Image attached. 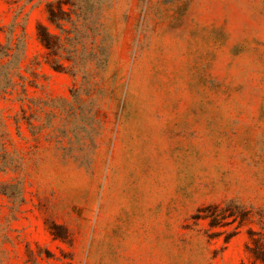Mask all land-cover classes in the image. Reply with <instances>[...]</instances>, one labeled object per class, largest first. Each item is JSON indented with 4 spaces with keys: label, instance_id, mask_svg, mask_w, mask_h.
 <instances>
[{
    "label": "rangeland",
    "instance_id": "rangeland-1",
    "mask_svg": "<svg viewBox=\"0 0 264 264\" xmlns=\"http://www.w3.org/2000/svg\"><path fill=\"white\" fill-rule=\"evenodd\" d=\"M0 264H264V0H0Z\"/></svg>",
    "mask_w": 264,
    "mask_h": 264
},
{
    "label": "trees",
    "instance_id": "trees-1",
    "mask_svg": "<svg viewBox=\"0 0 264 264\" xmlns=\"http://www.w3.org/2000/svg\"><path fill=\"white\" fill-rule=\"evenodd\" d=\"M48 12H49L51 23L58 25L61 19L59 17V14L64 13L62 8L60 7L58 11H55L54 7L50 5L48 7ZM38 35H39V39L42 42V44L47 49H51L54 36L47 30V28L44 26H39ZM223 210L224 209H222L220 206L208 207L203 210H199L198 214L195 216L194 219L208 221V224L211 228L222 227L224 226L222 221L225 219L224 218L225 214L223 213L224 212Z\"/></svg>",
    "mask_w": 264,
    "mask_h": 264
}]
</instances>
